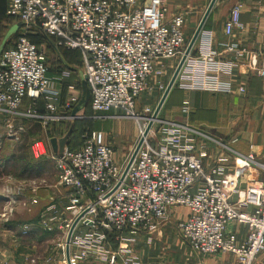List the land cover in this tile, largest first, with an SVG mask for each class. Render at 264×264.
Segmentation results:
<instances>
[{
    "label": "built area",
    "instance_id": "obj_1",
    "mask_svg": "<svg viewBox=\"0 0 264 264\" xmlns=\"http://www.w3.org/2000/svg\"><path fill=\"white\" fill-rule=\"evenodd\" d=\"M7 1V16L23 23L24 31L37 28L57 48L80 52L81 77L86 80L95 117L115 112L116 117L139 123V140L122 163L117 162L114 149L101 133H92L78 150L66 148L62 157L49 154L43 140L33 144L36 156L55 161L58 186L68 193L71 217L64 224L63 264H118L120 252L105 248L113 235L122 242L119 249L126 255L122 264H138L131 251L137 236L158 234L171 210L179 207L186 208L188 214L176 227L194 252L227 255L232 264H255L264 250V182L254 175L256 167H262L255 155L234 153L232 170L209 171L204 163L207 147L195 141L201 139L232 152L226 142L188 124L165 120L159 122L160 127L154 121L144 137L151 119L141 124L137 107L143 95L155 90L152 78L161 74L159 65L175 61L176 70L184 56L190 42L184 15L175 14L167 20L165 0ZM240 14L241 6L236 5L224 25L226 36L242 27ZM221 47L233 59L221 58L212 48L211 35L204 38L202 31L175 85L187 91L229 94L235 62L244 61L264 73V54L232 42ZM48 71L45 51L26 34L1 53L0 114L19 122L18 131H24L21 123L31 118L43 125L67 119L62 111H73L78 104L77 96L63 103ZM68 75L67 70L62 73ZM239 91L245 93L244 88ZM25 101L31 106L21 110ZM39 102L44 104L42 113L35 110ZM144 110L150 112L148 107ZM182 112L189 115V101L183 102ZM78 219L68 261L67 237ZM57 221L56 215H44L38 226L52 233ZM231 226L245 227V237L240 239ZM29 231V225L24 226L23 233Z\"/></svg>",
    "mask_w": 264,
    "mask_h": 264
},
{
    "label": "rangeland",
    "instance_id": "obj_2",
    "mask_svg": "<svg viewBox=\"0 0 264 264\" xmlns=\"http://www.w3.org/2000/svg\"><path fill=\"white\" fill-rule=\"evenodd\" d=\"M7 5V0H0V46L6 32L14 24L12 20L5 17ZM15 27L11 28L9 35L14 34ZM22 34H27L45 51L50 71L49 77L59 76L66 69L81 70V60L79 57L76 58L77 55L69 59L67 52L56 50L37 28L19 31L9 39L5 49L13 45L18 36ZM169 79H164L166 83L164 89L156 88L153 92L143 95L137 107V112L141 115V124L147 123L153 117ZM60 91L63 103H66L71 96H78L72 90L68 92L66 89H61ZM30 106L31 102L25 101L21 110H26ZM146 107L150 108V112H145ZM204 109L202 110L205 113L203 115L207 116L209 113V117L215 118L213 117L215 114H210L214 111L212 108L205 105ZM35 110L37 113H42L43 103L36 104ZM166 112L167 104L165 103L159 113L158 121L155 120L156 127H160L159 122L169 116ZM71 113L72 111H62L61 114L66 115L67 119L49 125L41 124L38 119L25 120L21 123L24 131L17 130L19 122L0 114V264H63L65 250L58 247L55 241L58 236H51L50 232L42 228L34 230L35 227L32 226H29L30 231L25 234L23 228L29 225V222L41 220L43 214L48 216L44 210L49 197L54 195L51 190L37 192L35 197L39 200L37 204H34L31 199L33 189L37 186L42 187L45 183L53 185L58 182L55 161L49 157L36 156L32 149L33 144L38 140L48 143L50 138L55 136L63 138L73 121L70 119ZM74 122H76L75 129L67 144L69 150L80 149L92 133H101L106 143L114 149L115 157L121 163L131 155L140 136L137 120L109 116L95 117L89 103ZM207 132L213 138L223 139L212 130H207ZM42 197L44 198L41 199ZM186 212V208L183 207L173 208L158 234H154L153 237L143 234L137 236L136 244L131 247V251L137 255L138 264L232 263L233 259L230 260V256L201 255L185 243L176 226L180 219L186 217ZM115 237L116 235H113L108 240L105 248L109 251H119L118 264H122L126 255L124 256L119 249L121 239ZM263 263L264 250L256 259L255 264ZM80 264H87V262ZM104 264L109 263L104 262Z\"/></svg>",
    "mask_w": 264,
    "mask_h": 264
},
{
    "label": "crops",
    "instance_id": "obj_3",
    "mask_svg": "<svg viewBox=\"0 0 264 264\" xmlns=\"http://www.w3.org/2000/svg\"><path fill=\"white\" fill-rule=\"evenodd\" d=\"M141 1L143 2L144 0ZM165 1V5L167 8V20L175 14L181 13L184 15L185 33L188 39L193 37L211 2V0ZM236 5L241 6L240 18L242 27L236 28L232 36L228 37L224 33V25L230 17L232 9ZM13 22L14 24L12 25V27L20 23L14 20ZM21 29H19L15 34L21 31ZM8 31L6 32V34L8 33ZM202 31L204 38H206L207 35H211L212 48L213 50L217 51L221 58L230 60L233 59L231 55L225 54L223 52L221 44L226 42L236 43L252 52L264 54V0H217ZM59 51L67 52V57L69 59H73L77 55L76 58L79 57L82 65V56L80 52L70 51L67 49ZM159 67H162L161 74L154 75V77L152 78V83L156 88L159 85L164 86V84H166L164 83V79L166 80L170 78L167 82L169 84L175 72L176 62L169 61L165 64L162 63V65L160 64ZM66 70L69 71L68 76L63 77L62 74H60L59 76H52L50 78H53L55 80V86H57L60 90L66 89L68 92L72 90L74 94L77 93V97L79 98L80 102L82 96L81 72L80 70H74L73 68H71L70 70ZM49 72L50 71H48V75ZM158 76L159 78H157ZM240 88H244L245 93L242 94L239 91ZM184 101H189V115H185L182 112V105ZM88 103L90 104V98L86 106L78 113V115L87 108ZM165 103L167 104L166 113H168L169 115L164 119L165 121L185 123L207 134H209L207 130H212L216 134H218V136H222L223 139L220 140L226 142L228 146L233 150L232 152L225 151L216 144L197 139L195 142L198 146L204 145L207 147V155L205 157L204 163L209 171H217L219 168H223V170L225 171H230L233 168L236 157L234 153H238L244 156L252 153L255 155L257 163L262 166L256 167L254 175L259 180L264 182V73L260 74L259 70L256 71L251 69L249 65L244 61L235 62V65L233 67L232 93L228 94L209 91H187L180 88V86L174 85ZM78 104L73 108V111L78 106ZM205 105L214 110L213 113L210 114H215V116H213L215 118L209 117V113H207V116L203 115L205 113H203L202 110H205ZM116 114L117 113L112 112L111 114H108V116L116 117ZM72 123L73 121L70 124V128L72 126ZM52 138H57V136L51 137L50 140ZM50 140L48 143L46 142V145L48 147L49 154L52 155L53 152L50 146ZM117 162H119V160H117ZM42 190H51L54 193V195L49 197V202L44 212L48 213L49 215L54 214L58 217V221L54 224V231L50 233V235H53L55 237L58 236L57 238H54L57 242L58 247L62 248L61 243L64 239V232L66 231L64 228V224L65 221L69 220L71 217L67 210V190L59 187L58 183L53 185L45 183L42 187L37 186L33 189V195L31 196V199L36 200L38 203L39 198L37 199L35 197V193H40ZM43 198L44 197H42L41 199ZM186 211L187 212L185 216H187L188 214L187 209ZM44 215L45 214H43L42 216ZM38 223L39 220H37V222H29L28 224L29 226L35 227L33 229L36 230L40 228L38 226ZM231 228L237 231L240 239H243L245 237L247 232L245 227L231 226ZM231 259L232 257H230V260ZM87 264L104 263L98 261H90ZM226 264L232 263L228 262Z\"/></svg>",
    "mask_w": 264,
    "mask_h": 264
},
{
    "label": "water",
    "instance_id": "obj_4",
    "mask_svg": "<svg viewBox=\"0 0 264 264\" xmlns=\"http://www.w3.org/2000/svg\"><path fill=\"white\" fill-rule=\"evenodd\" d=\"M216 2H217V0H211V2L209 4V6H208V8H207L202 20H201V22H200L196 32L194 33L193 37L191 38V40H190V42L188 44V47H187V49L185 51L184 56L182 57L177 69L175 70V72H174V74L172 76V79L170 80V82H169V84H168V86H167V88H166V90H165V92H164V94H163V96L161 98V101L159 102V104H158V106H157V108H156V110H155V112L153 114V117L149 121V124H148V126H147V128H146V130L144 132V137L148 134L149 130L151 129V127L153 125V122L156 119H158L159 113L161 112V109H162V107H163V105H164V103H165V101H166L171 89L175 85V82H176L177 76L179 74V71H180L185 59L187 58V56L189 55V53L193 49L196 41L198 40V37H199L200 33L202 32V30L204 28V25H205V23H206V21H207V19H208V17H209V15H210V13H211V11H212V9H213V7H214ZM15 26L16 27H15L14 34L19 29L25 27V25L23 23H19V24L15 25ZM10 31H11V29L6 34L2 44L0 46V56H1L2 51L4 50V47H5L6 43L8 42L10 37L12 36V35H9ZM89 98H90V92H89L88 86L86 84V80H85V78H82V96H81V99H80V102H79L78 106L72 112L73 123H72V126H71L69 132L66 134L65 137H63L61 139L52 138L50 140V146H51V149H52V152H53L54 155L59 156V157L63 156V153H64L65 149L67 148L68 140H69L70 136L72 135V132H73V129H74V121L76 119H78V113L86 106ZM142 141H143V138L139 142V144H138V146H137V148H136V150H135V152H134V154H133V156H132V158H131V160H130V162H129V164H128L125 172H124V175H123L122 179H124V177H125L128 169H129L132 161L134 160V158L136 156V153H137L138 149L140 148V146L142 144ZM78 221H79V219L75 221V223L73 224V226H72V228H71V230H70V232L68 234V237H67L66 257H67L68 261H69L70 240H71V236H72L73 230H74L76 224L78 223Z\"/></svg>",
    "mask_w": 264,
    "mask_h": 264
},
{
    "label": "trees",
    "instance_id": "obj_5",
    "mask_svg": "<svg viewBox=\"0 0 264 264\" xmlns=\"http://www.w3.org/2000/svg\"><path fill=\"white\" fill-rule=\"evenodd\" d=\"M8 2V1H7ZM8 6V5H7ZM6 12H7V7H6ZM6 14V13H5ZM6 17L8 18V19H10V20H12L13 21V19L12 18H9L8 16H7V14H6ZM21 31H24L23 29H21ZM23 35V34H22ZM27 35V34H26ZM43 35V34H42ZM19 36H21V35H19ZM18 36V37H19ZM44 36V35H43ZM27 37H28V35H27ZM29 38V37H28ZM44 38L46 39V40H48L55 48H56V50H63L64 48H57L55 45H54V43H53V41L52 40H50L49 38H47L46 36H44ZM18 39V38H17ZM30 39V38H29ZM31 40V39H30ZM9 41V40H8ZM32 41V40H31ZM33 42V41H32ZM33 43H35V42H33ZM36 44V43H35ZM6 45H7V43H6ZM5 45V46H6ZM37 45V44H36ZM12 46V45H11ZM7 48V47H6ZM4 50H5V47H4ZM66 50V49H65ZM78 52V51H77ZM72 114V113H71ZM75 125H76V122H74V129H75ZM74 129H73V131H74ZM72 134H73V132H72ZM71 151H74V150H71Z\"/></svg>",
    "mask_w": 264,
    "mask_h": 264
},
{
    "label": "bare ground",
    "instance_id": "obj_6",
    "mask_svg": "<svg viewBox=\"0 0 264 264\" xmlns=\"http://www.w3.org/2000/svg\"><path fill=\"white\" fill-rule=\"evenodd\" d=\"M148 120V119H147Z\"/></svg>",
    "mask_w": 264,
    "mask_h": 264
}]
</instances>
